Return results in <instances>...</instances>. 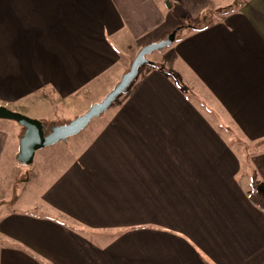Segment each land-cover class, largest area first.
<instances>
[{
  "label": "crops",
  "instance_id": "1",
  "mask_svg": "<svg viewBox=\"0 0 264 264\" xmlns=\"http://www.w3.org/2000/svg\"><path fill=\"white\" fill-rule=\"evenodd\" d=\"M175 29L180 80L149 64L79 158L19 168L0 120V264H264V0H0V106L98 103Z\"/></svg>",
  "mask_w": 264,
  "mask_h": 264
},
{
  "label": "rangeland",
  "instance_id": "2",
  "mask_svg": "<svg viewBox=\"0 0 264 264\" xmlns=\"http://www.w3.org/2000/svg\"><path fill=\"white\" fill-rule=\"evenodd\" d=\"M169 5L170 3L167 4L166 1L163 2V6L165 8L169 7ZM183 23H186V22H183ZM186 30H187L186 28H183V30H181L178 33V38L184 35ZM173 44L174 43H171L170 45L166 46L160 51H154L148 54L147 58L150 61H152L153 64L157 65L159 62L161 65H163L162 74L177 83L178 80H180V78L177 76L174 70L167 68V65L165 63L167 59L173 56V52H174L173 46H175V44L174 45ZM141 68H142L141 71H138V75L132 81V84L142 78L144 68H146L145 70H148V69L151 70L152 66L146 64V65H142ZM130 88H131V85H130ZM127 90L128 89H126L124 92H126ZM119 96L112 102V104L102 114H100L98 117L93 118L88 123L87 125L88 130L82 131V133H78L76 135L70 136L66 139V141H59L51 146H47V147L37 150L35 153V157H34L35 163L44 161V163L46 164V162L50 160L60 161L59 159H61L64 161H68V160H75L79 158L81 153L85 149V147L89 144V140L92 138V136L89 135V133L93 132L94 129H99V128H103V127L110 125L111 118L114 116V113L117 110V106H119L121 103V101L119 100L120 99ZM204 103L205 104H202V105H205L209 109V103L207 101H205ZM79 104L76 102L71 103L69 105L59 104L57 102L56 103H52V102L45 103V104L40 105L42 106V108L38 107L36 108V110L30 112L26 116L30 118H34V119H37L35 117H39L38 120H40L42 123H44L45 126H48L49 128L53 126H60V125H64V124L71 122L73 119H75L76 117H78L79 115L87 111L88 108L92 105V104H89V102L83 103L81 105ZM211 113L215 117L218 116L217 114L218 112H215V110L214 111L211 110ZM16 124L17 123H15L14 121H9V124H8L9 127L7 128L8 131L12 133L13 128H17L15 127L17 126ZM30 165H23V164L17 163V166L19 168L27 167L29 168L28 170H30V167H29ZM9 167L10 165L8 164L6 171L3 174V176L6 175V179H7L6 185L8 184L7 186H4L3 191L7 193L18 192L20 188L17 186V183L12 184L11 181H13V179L11 178V176H13V174L9 173ZM29 174L31 175L30 180H32V178H35V175L31 174V171ZM2 185H5V184H2Z\"/></svg>",
  "mask_w": 264,
  "mask_h": 264
},
{
  "label": "water",
  "instance_id": "3",
  "mask_svg": "<svg viewBox=\"0 0 264 264\" xmlns=\"http://www.w3.org/2000/svg\"><path fill=\"white\" fill-rule=\"evenodd\" d=\"M176 32L177 29L171 31L165 39L143 46L136 53L128 71L121 76L116 86L100 102L93 103L87 111L67 124L49 128L38 119L27 117L5 106H0V120L14 121L24 129L23 135L19 139L17 162L23 165H30L37 150L51 146L59 141H65L68 137L78 134L93 118L102 114L129 87L142 65L153 64L147 58V55L154 51H160L173 43ZM257 192L264 197V191L257 189Z\"/></svg>",
  "mask_w": 264,
  "mask_h": 264
},
{
  "label": "trees",
  "instance_id": "4",
  "mask_svg": "<svg viewBox=\"0 0 264 264\" xmlns=\"http://www.w3.org/2000/svg\"><path fill=\"white\" fill-rule=\"evenodd\" d=\"M181 27V26H180ZM158 65V64H157ZM159 66V65H158ZM24 130V129H23ZM24 132V131H23ZM253 189H255L257 187V181L253 180L251 183ZM250 200L252 203H254L255 205H257L258 207H260L262 210H264V197L261 196L258 192H253L250 195Z\"/></svg>",
  "mask_w": 264,
  "mask_h": 264
}]
</instances>
